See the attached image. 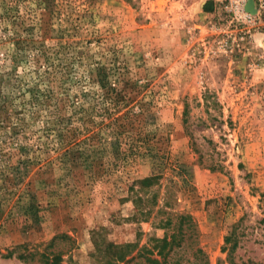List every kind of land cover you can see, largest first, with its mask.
Listing matches in <instances>:
<instances>
[{"label": "rangeland", "instance_id": "rangeland-1", "mask_svg": "<svg viewBox=\"0 0 264 264\" xmlns=\"http://www.w3.org/2000/svg\"><path fill=\"white\" fill-rule=\"evenodd\" d=\"M208 2L0 0V264H264V21Z\"/></svg>", "mask_w": 264, "mask_h": 264}, {"label": "trees", "instance_id": "trees-1", "mask_svg": "<svg viewBox=\"0 0 264 264\" xmlns=\"http://www.w3.org/2000/svg\"><path fill=\"white\" fill-rule=\"evenodd\" d=\"M207 6H213L212 2H208ZM156 177H147L142 179L139 183L142 186H149L151 185V183L155 180L156 181ZM154 181V182H155ZM141 201V200H139ZM147 212H142L141 215H145ZM176 220H177V234H171L170 239L168 240V238L166 237V235L161 238V239H157V238H153L152 241L154 243V246L152 249H157V255L160 256H165L166 253L169 252V250L172 249L173 246H177L178 244H180L181 242V238L183 236L182 232V226H185V229H187V232L189 234V236H192V231H193V236L196 234L193 222L191 220V218L187 215L184 214H178L175 216ZM170 226V219L166 220L165 224H162L160 227L165 229L166 227ZM238 230V225L235 226L233 228V230L231 231V233L229 234V236H227L225 238V245L229 246L227 252H228V257H227V263L229 264H236L233 260H232V254L234 253V251L236 250V248L238 247V240H239V236L236 233ZM60 238V237H59ZM53 244V243H52ZM51 244V245H52ZM132 247L133 249H135L136 244H126L124 246H113L111 244H108L105 248L106 252L104 251L102 254V258L101 260H103L104 264H115L118 262H123V264H130L131 261L133 260L134 257L130 258V259H126V256L132 252ZM22 248L21 246H19L16 249H20ZM151 249V250H152ZM25 253L24 254H17L16 258L20 261L26 262L28 259L32 258L35 253L34 252H30L27 250V248H24ZM167 250V251H166ZM225 250V248H223V251ZM109 251H111V253H108ZM142 251V252H141ZM141 252V253H140ZM14 251L11 250L9 252H7V254L4 256L6 258H11L14 255ZM140 253V254H139ZM139 253H137L138 257H142L144 256V250L143 248L141 250H139ZM152 254V253H150ZM195 256H200L201 259L199 260L201 263V260L203 261V264H208L207 261L204 259L203 254L201 252L200 249H196L195 251ZM43 257L46 259L45 262L49 260H47V257L45 255H43ZM148 259V258H147ZM150 263L152 264H158L157 261L155 260H150ZM50 264H60V259L57 256H54L50 262ZM254 264V263H253Z\"/></svg>", "mask_w": 264, "mask_h": 264}, {"label": "built area", "instance_id": "built-area-1", "mask_svg": "<svg viewBox=\"0 0 264 264\" xmlns=\"http://www.w3.org/2000/svg\"><path fill=\"white\" fill-rule=\"evenodd\" d=\"M216 9L226 14L231 23L237 28L244 29L247 33L254 30L257 25L264 21V0H252L254 13L247 10L250 0H209ZM261 18V19H260ZM264 28V24H262Z\"/></svg>", "mask_w": 264, "mask_h": 264}, {"label": "water", "instance_id": "water-1", "mask_svg": "<svg viewBox=\"0 0 264 264\" xmlns=\"http://www.w3.org/2000/svg\"><path fill=\"white\" fill-rule=\"evenodd\" d=\"M247 10L248 11H250V12H252V13H254V9H253V2H252V0H250L249 2H248V4H247Z\"/></svg>", "mask_w": 264, "mask_h": 264}]
</instances>
